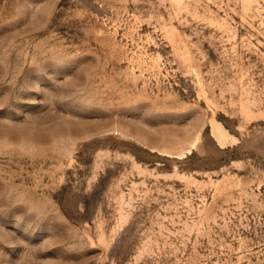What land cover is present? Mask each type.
<instances>
[{
    "label": "rangeland",
    "instance_id": "rangeland-1",
    "mask_svg": "<svg viewBox=\"0 0 264 264\" xmlns=\"http://www.w3.org/2000/svg\"><path fill=\"white\" fill-rule=\"evenodd\" d=\"M0 264H264V0H0Z\"/></svg>",
    "mask_w": 264,
    "mask_h": 264
}]
</instances>
